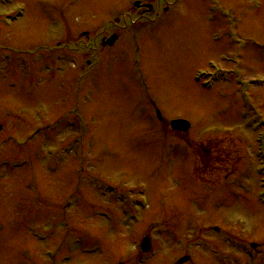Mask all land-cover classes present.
I'll return each mask as SVG.
<instances>
[{
    "label": "rangeland",
    "instance_id": "374dc122",
    "mask_svg": "<svg viewBox=\"0 0 264 264\" xmlns=\"http://www.w3.org/2000/svg\"><path fill=\"white\" fill-rule=\"evenodd\" d=\"M149 1L0 0V264H264V0Z\"/></svg>",
    "mask_w": 264,
    "mask_h": 264
},
{
    "label": "flooded vegetation",
    "instance_id": "af4514ba",
    "mask_svg": "<svg viewBox=\"0 0 264 264\" xmlns=\"http://www.w3.org/2000/svg\"><path fill=\"white\" fill-rule=\"evenodd\" d=\"M152 2L151 3H146L143 8H142V11H143V16H146V15H149V11H150V7H147V6H152V8L154 10H159V9H162L164 11H167L168 9V3H166V0H151ZM167 7V8H166Z\"/></svg>",
    "mask_w": 264,
    "mask_h": 264
},
{
    "label": "water",
    "instance_id": "95a60500",
    "mask_svg": "<svg viewBox=\"0 0 264 264\" xmlns=\"http://www.w3.org/2000/svg\"><path fill=\"white\" fill-rule=\"evenodd\" d=\"M159 117H160V115H159ZM172 127H173L174 130L186 132L189 129L190 126L186 122H174V123H172ZM142 248H143L144 251H148V249H149V241L148 240H146L144 242ZM187 260L188 259H185L182 262H186Z\"/></svg>",
    "mask_w": 264,
    "mask_h": 264
},
{
    "label": "bare ground",
    "instance_id": "6f19581e",
    "mask_svg": "<svg viewBox=\"0 0 264 264\" xmlns=\"http://www.w3.org/2000/svg\"><path fill=\"white\" fill-rule=\"evenodd\" d=\"M160 11H163L162 9H159ZM218 14L216 13V16H217ZM80 71H81V69H80ZM252 90V87L250 88V91ZM263 94H264V92H263ZM57 157V156H56ZM74 207V205L72 206V208ZM139 224V223H138ZM140 250H141V248H140Z\"/></svg>",
    "mask_w": 264,
    "mask_h": 264
}]
</instances>
